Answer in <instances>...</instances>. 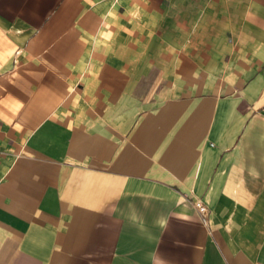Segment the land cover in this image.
Masks as SVG:
<instances>
[{"label":"crops","instance_id":"1","mask_svg":"<svg viewBox=\"0 0 264 264\" xmlns=\"http://www.w3.org/2000/svg\"><path fill=\"white\" fill-rule=\"evenodd\" d=\"M0 264H264V0H0Z\"/></svg>","mask_w":264,"mask_h":264},{"label":"built area","instance_id":"2","mask_svg":"<svg viewBox=\"0 0 264 264\" xmlns=\"http://www.w3.org/2000/svg\"><path fill=\"white\" fill-rule=\"evenodd\" d=\"M203 201L197 200L196 201V207L201 212V214L206 218L208 217V207L206 206Z\"/></svg>","mask_w":264,"mask_h":264}]
</instances>
